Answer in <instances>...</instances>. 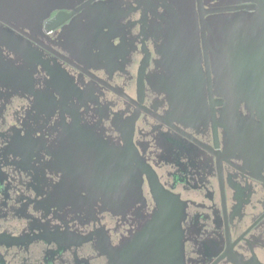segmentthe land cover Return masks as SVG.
Returning <instances> with one entry per match:
<instances>
[{"label":"flooded vegetation","instance_id":"af4514ba","mask_svg":"<svg viewBox=\"0 0 264 264\" xmlns=\"http://www.w3.org/2000/svg\"><path fill=\"white\" fill-rule=\"evenodd\" d=\"M262 2L0 0V264H264Z\"/></svg>","mask_w":264,"mask_h":264},{"label":"water","instance_id":"95a60500","mask_svg":"<svg viewBox=\"0 0 264 264\" xmlns=\"http://www.w3.org/2000/svg\"><path fill=\"white\" fill-rule=\"evenodd\" d=\"M262 0H259V10L262 8ZM264 11V9H263ZM257 20L260 16H256ZM236 20H240L237 18ZM237 22V21H236ZM238 23V22H237ZM237 23L235 24V28L237 26ZM240 29L239 31H233L230 32V36L232 38V42L234 44H244V43H258L260 42L259 38L257 37L258 32L255 31H249L247 32L246 29H243V24L238 26ZM255 64L251 63L248 64L246 67L240 63L237 59L233 64V71L236 75H242L247 71L248 73H254L257 70H254ZM250 70V71H248ZM140 196L141 200L143 197L142 192V185H143V177H142V170L140 171ZM160 194V195H159ZM157 194V201H158V208L155 211L154 219L156 220V226L157 227H163L166 226L167 232V238L165 241V244L167 246L170 245L171 248V255L169 256L171 258V264H184V256H183V249H184V239H183V233L181 230V221L184 216V210L179 205V200H177L175 197L170 196L168 194L159 193ZM163 220H167L166 224ZM182 252V254H181ZM167 253V252H166ZM181 254V256H180Z\"/></svg>","mask_w":264,"mask_h":264}]
</instances>
